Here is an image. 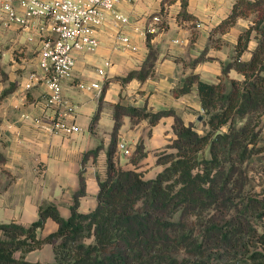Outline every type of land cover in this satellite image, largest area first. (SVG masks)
<instances>
[{
	"label": "trees",
	"instance_id": "trees-1",
	"mask_svg": "<svg viewBox=\"0 0 264 264\" xmlns=\"http://www.w3.org/2000/svg\"><path fill=\"white\" fill-rule=\"evenodd\" d=\"M175 1L161 0L163 17L165 4ZM179 1L178 16L193 18L185 11L187 1ZM250 13L251 22L238 34L228 60L220 62L218 81L207 82L189 73L174 90L183 94L195 84L203 110L201 128L184 123L171 108L151 112L114 104L106 176L98 182L95 208L77 211L81 188L67 218L53 204H44L39 206L38 219L27 226L0 222V264H42L27 260L26 254L44 243L53 248V261L48 264H264V229L258 230L264 223V197L243 194L247 177L254 183L259 176L248 168V159L264 150V0H236L230 13L210 30L208 43L194 62L202 60L209 47L218 49L221 35L238 17ZM252 33L257 44L243 60ZM150 39V35L145 38L148 52L142 67L127 72L122 81H143L153 74L157 50ZM230 69L243 78L224 79ZM9 91L4 90L0 99ZM98 114L99 110L90 129ZM125 115L147 119L150 125L163 116L173 117L175 137L156 152L155 163L161 169L152 178L137 170V160L145 155L141 145L130 157L133 169L122 168L114 159ZM4 161L0 152V163ZM47 218L57 228L40 237L38 230Z\"/></svg>",
	"mask_w": 264,
	"mask_h": 264
},
{
	"label": "crops",
	"instance_id": "crops-1",
	"mask_svg": "<svg viewBox=\"0 0 264 264\" xmlns=\"http://www.w3.org/2000/svg\"><path fill=\"white\" fill-rule=\"evenodd\" d=\"M186 1L185 11L193 16L191 19L178 16L181 10L179 0L165 4L167 15L163 17L164 24L150 39L157 50L154 72L143 81L137 78L122 81L127 72L142 67L148 52L145 37L133 28L143 22L142 17L161 9V0L120 4L118 9L129 16L130 23L118 28L113 25L111 15L105 14V21L97 32L98 47L94 51H74L72 75L60 81L64 106L60 110L55 108L52 115L57 117L59 111H67L64 115L66 122L78 126V131L66 134H50L32 121V118L43 114L47 92L45 74L38 66L37 53L41 46L39 25L42 22L35 20L24 27L0 16L3 46L0 49V68L8 65L9 69L8 82L0 81V94L10 89L0 99V152L5 157V161L0 163V222L14 221L27 226L38 219L39 206L44 204H53L59 214L67 218L71 214L74 197L81 188L83 193L78 196L77 211L88 212L95 208L98 182L106 176V151L116 103L151 112L171 108L184 123L196 125L195 120L203 115V110L195 84L183 94L174 90L181 86L189 73L197 74L207 82L218 81L220 62L228 60L238 34L248 26L253 14L238 17L235 24L221 35L220 47H209L203 59L194 62L208 43L210 30L230 13L236 0ZM117 32L128 35L131 44L138 49L132 51L117 43ZM227 36L230 46L229 51H224L222 43ZM256 44L252 33L248 50L241 57L243 60L250 57ZM105 60H109L110 65L104 67L103 75H99L97 68L103 66ZM31 75L35 78L31 87L26 88ZM223 78L241 80L243 75L230 69ZM92 81L101 83L100 93L77 86L80 82ZM97 110L98 119L90 129L91 119ZM24 114L30 117L24 118ZM172 123V116H163L155 125H150L147 119L123 116L117 143L125 142L131 154L125 156L115 152L116 163L124 169H133L130 157L136 146L141 145L145 155L137 160V170L143 172L144 178L154 177L161 169L155 163V152L166 148L175 137ZM95 149L97 152L93 153ZM56 228V222L47 218L38 235L43 237ZM51 252L52 244L44 243L28 252L26 259L48 264L53 261Z\"/></svg>",
	"mask_w": 264,
	"mask_h": 264
},
{
	"label": "built area",
	"instance_id": "built-area-1",
	"mask_svg": "<svg viewBox=\"0 0 264 264\" xmlns=\"http://www.w3.org/2000/svg\"><path fill=\"white\" fill-rule=\"evenodd\" d=\"M141 1L145 0H0V16H6L8 21L24 27L35 20L42 22L39 25L41 46L38 66L45 74L47 92L43 114L32 118L38 128L50 134L78 131V126L66 122L64 115L67 111H59L57 117L52 115L55 108L60 110L64 106L60 81L72 75L74 51H94L99 45L97 32L105 21V14L111 15L115 27L125 26L130 23L129 16L120 12L118 6L124 2L134 4ZM142 18L143 22L133 28L141 36L146 38L161 29L163 14L160 9ZM115 40L132 51L138 49L131 44L129 36L121 32H117ZM109 65V60H105L103 66L97 68V73L103 75L104 67ZM34 78V75L29 77L26 88L31 87ZM77 86L82 90H97L99 93L102 90L100 82H80ZM29 117L24 114V118ZM117 152L127 156L131 154V149L123 142H118Z\"/></svg>",
	"mask_w": 264,
	"mask_h": 264
},
{
	"label": "rangeland",
	"instance_id": "rangeland-1",
	"mask_svg": "<svg viewBox=\"0 0 264 264\" xmlns=\"http://www.w3.org/2000/svg\"><path fill=\"white\" fill-rule=\"evenodd\" d=\"M1 16H3V15H1ZM3 17H5L6 18V16H3ZM169 18V17H168ZM167 21H168V19H166ZM167 21H166V24H167ZM167 27H169V24H167ZM167 27L164 29V30H166L167 29ZM226 38V40L224 39L223 41V43H222V50H224V51H229V42H230V38H228V36L227 37H225ZM227 42V43H226ZM0 49L2 50L3 49V46H2V44H1V41H0ZM39 51V50H38ZM38 51H37V53H38ZM0 53H1V51H0ZM204 56V55H203ZM7 66L8 65H1V68H0V81L1 82H8V70L9 69H7ZM3 69V70H2ZM45 107V106H44ZM195 123H196V125L198 126V128L200 129L201 128V126H200V124H199V122H198V120H195ZM261 127H263L264 128V121L263 122H261ZM125 145H127L125 142H123ZM128 146V145H127ZM116 152V151H115ZM158 152V151H157ZM206 152V151H205ZM262 152V153H261ZM261 152H259V153H255V154H252L251 155V157L248 159V162H247V165H248V168L249 169H252V170H254L255 171V174H256V176H257V174L259 173V176H258V179H257V181L256 182H250L249 180H248V177H247V180H246V184H245V186H244V190H243V194L244 193H247V196L248 197H252V198H261V197H264V195H263V192H264V150L263 151H261ZM117 153H119V152H117ZM207 153V152H206ZM155 154H156V152H155ZM242 194V195H243ZM238 201V199H235V202H237ZM241 206V205H240ZM264 220V219H263ZM264 222V221H263ZM262 226V227H261ZM262 229H264V223H262V222H260L259 223V226H258V230H260V231H262ZM91 239L89 238V239H87V242L88 241H90ZM44 251V250H43ZM50 251H51V249H50ZM53 252H51V254H52ZM31 257H33L32 255H31ZM52 259H53V255H52Z\"/></svg>",
	"mask_w": 264,
	"mask_h": 264
},
{
	"label": "water",
	"instance_id": "water-1",
	"mask_svg": "<svg viewBox=\"0 0 264 264\" xmlns=\"http://www.w3.org/2000/svg\"><path fill=\"white\" fill-rule=\"evenodd\" d=\"M201 119H202V116H198L197 120H199V121H200Z\"/></svg>",
	"mask_w": 264,
	"mask_h": 264
}]
</instances>
